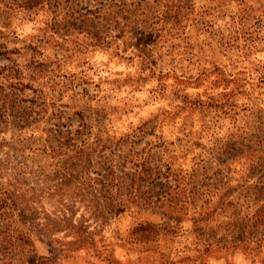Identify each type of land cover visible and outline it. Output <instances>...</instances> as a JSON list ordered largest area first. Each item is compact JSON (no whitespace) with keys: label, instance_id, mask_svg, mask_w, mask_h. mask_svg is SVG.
Masks as SVG:
<instances>
[{"label":"rangeland","instance_id":"obj_1","mask_svg":"<svg viewBox=\"0 0 264 264\" xmlns=\"http://www.w3.org/2000/svg\"><path fill=\"white\" fill-rule=\"evenodd\" d=\"M0 90V162L121 209L14 264H264V0H0Z\"/></svg>","mask_w":264,"mask_h":264},{"label":"trees","instance_id":"obj_2","mask_svg":"<svg viewBox=\"0 0 264 264\" xmlns=\"http://www.w3.org/2000/svg\"><path fill=\"white\" fill-rule=\"evenodd\" d=\"M17 8L21 7L18 5ZM31 10L29 7L25 12L29 13ZM12 100L11 98L10 101ZM72 151L76 158L81 157L84 153L81 147L80 149H72ZM10 159H4L0 162V178L3 179V182H0V216H3L5 220L3 225H0V264H14L12 256H15V253L22 259V254L33 250L32 230L48 238V241L54 240L51 239L52 235L64 231L65 235L72 237V240L67 241L66 245L73 246L74 250L85 249L86 244H92L93 232L87 230L88 226L82 224L80 220L74 219L72 213L69 216L65 213L66 208H71L73 203H89L92 208L93 219L102 220L105 223H108L112 217L121 212V209L118 208L120 204H115L113 199L109 201L98 199L95 197L91 186L89 187L84 182H73L71 178H67L65 175L64 178L67 181H56L58 177L51 179L54 180L51 183L48 182L47 177H37L33 181L34 172L27 170V163L16 165L13 164L12 157ZM34 184L38 185L35 187ZM58 193L60 198L56 201L65 209H59L61 212L52 220L45 216L43 222H35L34 211L38 206H42V200L54 197ZM85 194L92 198L87 199L84 197ZM66 196L68 197L66 198ZM76 198L79 199L76 200ZM11 211L12 215L16 214L23 223L21 227L12 225L13 223L9 221L8 217ZM87 239L90 240L87 241ZM61 251L59 250V252ZM40 264H53V262L48 258Z\"/></svg>","mask_w":264,"mask_h":264}]
</instances>
